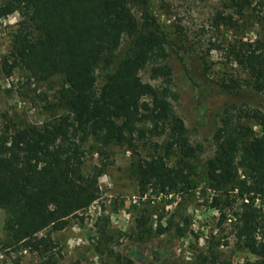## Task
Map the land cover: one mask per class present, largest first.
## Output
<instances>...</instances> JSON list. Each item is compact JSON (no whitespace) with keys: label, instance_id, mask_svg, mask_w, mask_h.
Returning a JSON list of instances; mask_svg holds the SVG:
<instances>
[{"label":"trees","instance_id":"trees-1","mask_svg":"<svg viewBox=\"0 0 264 264\" xmlns=\"http://www.w3.org/2000/svg\"><path fill=\"white\" fill-rule=\"evenodd\" d=\"M220 1L225 10L213 18L217 28L238 31L252 23L264 29V0ZM15 13L20 20L10 57L3 62L7 77L17 69L27 81L62 76L64 85L55 103L62 113L40 126L6 127L0 133L2 243L4 249H28L44 264H57L52 234L100 198L103 168L84 169L90 142L101 148L120 145L139 123L161 127L168 139L164 156L134 161L130 168L141 191L150 187L158 194L196 187V150L172 111L168 91L140 77L149 65L153 79L171 76L167 66L158 64L167 56V35L147 0H0V22ZM123 41L127 54L110 71ZM225 52L253 87L264 91V37L227 42ZM101 65L106 72L98 88ZM255 118L264 128V116ZM215 141L204 176L215 193L212 207L219 225L227 224L237 246L257 258L247 264H264V209L256 203L264 201V134L224 121ZM173 149L178 157L170 164ZM118 264L135 263L120 257Z\"/></svg>","mask_w":264,"mask_h":264},{"label":"rangeland","instance_id":"rangeland-1","mask_svg":"<svg viewBox=\"0 0 264 264\" xmlns=\"http://www.w3.org/2000/svg\"><path fill=\"white\" fill-rule=\"evenodd\" d=\"M147 6L166 32L167 56L158 64L167 66L171 76L153 79L149 65L140 77L168 91L172 111L183 121L189 144L196 150L192 161L196 187L170 194L139 189L130 174L133 162L166 152L168 139L152 123H139L129 141L120 145L101 148L90 142L84 169L103 168L100 198L70 218L63 231L52 234L56 263L118 264L120 257L135 264L254 263L257 258L237 246L230 227L219 225V213L212 207L215 193L208 188L204 167L216 152L215 136L224 121L264 134L255 118L264 116V91H257L250 77L225 55L227 42L253 41L264 37V29L252 23L238 31L217 28L213 18L225 10L220 0H147ZM134 13L139 19L140 14ZM19 20L15 13L0 22V133L6 127L40 126L62 113L55 105L64 85L62 76L36 83L17 69L7 77L3 69ZM126 54L123 41L110 71ZM105 72L103 65L97 69L98 88ZM177 154L171 150L170 164ZM256 203L264 209V201ZM5 219L0 210V264H44L28 249L3 248Z\"/></svg>","mask_w":264,"mask_h":264}]
</instances>
